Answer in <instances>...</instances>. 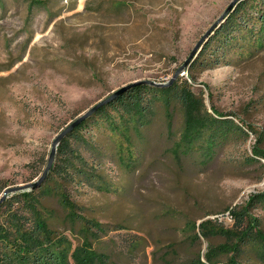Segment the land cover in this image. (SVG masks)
Instances as JSON below:
<instances>
[{
	"label": "rangeland",
	"instance_id": "obj_1",
	"mask_svg": "<svg viewBox=\"0 0 264 264\" xmlns=\"http://www.w3.org/2000/svg\"><path fill=\"white\" fill-rule=\"evenodd\" d=\"M233 1L48 0L30 11L21 0H0V197L38 181L55 140L85 111L131 83L178 75L204 92L209 112L213 106L227 114L248 136H232L203 167L198 157L172 153L184 130L181 106L172 132L159 109L144 136L134 133L133 150L107 124L90 121L73 141L78 174L66 177V190L83 216L125 227L103 238L117 264L204 261L225 240L197 241L192 224L209 219L232 227L229 210L264 192V159L251 160L255 146L264 150V5L241 0L211 32L203 47L210 41L219 50L217 65L201 63L203 47L184 65ZM232 18L236 30L225 45L227 34L216 37ZM12 195L1 212L17 207ZM43 203L64 231L58 201L45 196ZM251 214L264 232V201ZM259 249L249 243L238 263L264 264Z\"/></svg>",
	"mask_w": 264,
	"mask_h": 264
},
{
	"label": "trees",
	"instance_id": "obj_2",
	"mask_svg": "<svg viewBox=\"0 0 264 264\" xmlns=\"http://www.w3.org/2000/svg\"><path fill=\"white\" fill-rule=\"evenodd\" d=\"M21 1L28 4L30 11L34 6H45L48 3V0ZM253 1L257 5H264V0ZM253 5L251 7L257 9V5ZM260 11L264 14V11ZM233 21L234 18L228 19V22L223 24L217 39L221 40L223 35L232 34L230 30H236L233 28ZM231 41L233 39L229 36L223 43L227 45ZM213 48L210 41L203 47L198 56L203 65L218 64L219 50L215 51ZM194 85V82L179 78L170 86H137L101 107L93 114L95 116L86 119L63 139L58 146V162L49 172L45 183L39 189L12 195L11 205L17 207L0 211V264H117L112 255L104 251L103 238L110 232L125 227L114 229L111 225L83 216L79 206L66 190V183L69 181L66 177L74 178L78 174V166L74 163L77 154L73 141L82 140L79 136L80 130L88 126L90 121L96 120L107 124L114 133H119L133 150L134 133L136 136H144L159 109L166 114L172 132L176 110L181 106L185 117L184 130L172 153L176 158L198 157L201 159V165L207 167L232 136L237 133L248 136V133L244 127L213 106V112H209L204 92L195 89ZM251 132L256 134L252 129ZM259 159H264V150L255 146L251 160L258 162ZM45 196L56 199L64 211V231L51 224L53 211L44 205ZM260 201H264V192L253 196L246 205L229 210L231 219L234 220L233 226L229 228L219 224L217 220L208 219L198 226L193 223L192 231L198 230L195 234L197 241L202 237L210 239L215 236L225 240V243L211 247L204 261L199 257L197 264H217L220 257L230 255L228 264H239L238 258L244 254L249 243L259 245L258 251L264 259V232L261 229V221L251 214L255 203ZM6 205L1 204L0 209ZM186 227L191 229L190 224Z\"/></svg>",
	"mask_w": 264,
	"mask_h": 264
},
{
	"label": "water",
	"instance_id": "obj_3",
	"mask_svg": "<svg viewBox=\"0 0 264 264\" xmlns=\"http://www.w3.org/2000/svg\"><path fill=\"white\" fill-rule=\"evenodd\" d=\"M239 2H241V0H234L230 4V6L225 10V12L222 14L221 18L206 32L207 34L193 48L191 56L189 57V59L184 64L185 66H187V64L189 62H191L192 59H194V57L199 53V51H201V48L203 47V45L206 42L207 38L212 34L211 32L222 21H224L227 18L229 13L233 9H235V7L238 5ZM185 66L182 67V68L184 69ZM183 69H181V70H183ZM177 77H178V75L175 78H173L172 80H170V82L162 83V84H159V83L153 82V81H149V80L138 81V82L131 83V85H128V86L120 88L119 90L115 91V93H113L109 97H107L104 100L100 101V103L96 104L95 106H93L90 109H88L87 111H85V113L82 114L81 117H79L76 121L72 122L67 129L62 131L63 133H61L59 135V137L55 140L54 145H53V151L51 152V155H50L48 163H47L48 166L45 169V171L43 172V174L40 176L38 181L34 182V183L26 184L24 186L12 187V188H9V189L5 190L3 192V194L1 195L2 197H0V204L5 202L9 198L10 194L25 193V191H33V190L39 189L40 186L47 180L46 178H47L49 172L54 167L55 158H56V155H57V152H58V146L60 145L61 141L63 139H65L68 135H70V133L73 132V130L75 128H77L79 125H81L83 122H85L86 119H88L91 116H93V114L95 112H97L98 110H100L101 107H103V106L115 101V99L117 97L123 95L124 93L130 91L131 89H133V88H135L137 86L146 85V84L151 85V86H155V87L170 86V85H172V84H174L176 82Z\"/></svg>",
	"mask_w": 264,
	"mask_h": 264
}]
</instances>
